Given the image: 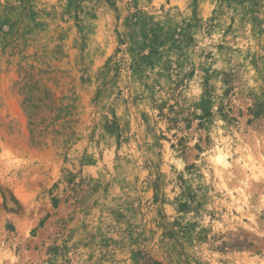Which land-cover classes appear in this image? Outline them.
Wrapping results in <instances>:
<instances>
[{"label":"rangeland","instance_id":"rangeland-1","mask_svg":"<svg viewBox=\"0 0 264 264\" xmlns=\"http://www.w3.org/2000/svg\"><path fill=\"white\" fill-rule=\"evenodd\" d=\"M0 264H264V0H0Z\"/></svg>","mask_w":264,"mask_h":264},{"label":"bare ground","instance_id":"bare-ground-1","mask_svg":"<svg viewBox=\"0 0 264 264\" xmlns=\"http://www.w3.org/2000/svg\"><path fill=\"white\" fill-rule=\"evenodd\" d=\"M217 160H218L221 164L225 165L224 156L219 155V156L217 157Z\"/></svg>","mask_w":264,"mask_h":264}]
</instances>
